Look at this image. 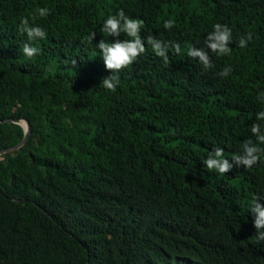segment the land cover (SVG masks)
<instances>
[{
	"label": "trees",
	"instance_id": "16d2710c",
	"mask_svg": "<svg viewBox=\"0 0 264 264\" xmlns=\"http://www.w3.org/2000/svg\"><path fill=\"white\" fill-rule=\"evenodd\" d=\"M118 9L181 53L165 63L146 45L111 91L95 43ZM22 16L47 33L31 60ZM216 22L233 29L232 52L204 70L187 47ZM261 90L264 0H0V151L32 127L0 156V264H264L246 211L264 193V158L224 175L202 162L214 145L230 158L255 140Z\"/></svg>",
	"mask_w": 264,
	"mask_h": 264
},
{
	"label": "clouds",
	"instance_id": "9594fccd",
	"mask_svg": "<svg viewBox=\"0 0 264 264\" xmlns=\"http://www.w3.org/2000/svg\"><path fill=\"white\" fill-rule=\"evenodd\" d=\"M50 14L48 7H38L33 16L47 17ZM31 17H21L18 24V30L27 35L28 42L23 43L21 52L29 60L36 57L40 49L34 46L37 39L43 40L47 33L41 26L30 23ZM176 24L172 18L163 20V28L171 30ZM145 23L139 17H133L126 14L123 9H118L114 14H109L100 28L102 38L95 43L99 50V55L103 60L106 69L112 70L105 76L100 84L106 90L115 91L120 84L119 70L127 67L146 52L148 45L153 54L163 58L168 62L169 50H174L176 54L181 53L179 43L170 44L154 35L141 36ZM124 34L126 38H121ZM112 37L111 40L107 39ZM96 38V32L93 31L88 36V42L91 43ZM252 39L251 34L241 36L238 41L240 48H246L248 42ZM233 41V29L227 23L216 22L212 25V30L204 36L201 46L189 45L187 47V56L198 59L202 69L207 70L213 67L211 54L217 57L231 55L232 49L230 43ZM232 72L231 65L224 66L219 72L220 77H228ZM257 99L264 104V90L258 92ZM250 132L255 138H246L240 145L238 154H233L230 158L226 157L225 149L214 145L202 160L203 166L210 171H215L224 175L233 169L243 166L250 170L264 158V108L255 113V120L251 125ZM246 211L251 214L252 224L255 229V242H264V193L253 195L250 202L246 205Z\"/></svg>",
	"mask_w": 264,
	"mask_h": 264
},
{
	"label": "water",
	"instance_id": "95a60500",
	"mask_svg": "<svg viewBox=\"0 0 264 264\" xmlns=\"http://www.w3.org/2000/svg\"><path fill=\"white\" fill-rule=\"evenodd\" d=\"M22 122H24L27 127L25 128L23 124H21V126L23 127L24 131H25V137L24 139L16 146L14 147H11L9 149H6V150H3V151H0V156L1 155H5V154H13L17 151H19L22 147L25 146V144L27 143V141L29 140L30 138V135H31V130H32V127L30 125V123L27 121V120H23ZM2 192L0 191V194ZM20 202V201H19ZM22 202V201H21Z\"/></svg>",
	"mask_w": 264,
	"mask_h": 264
},
{
	"label": "bare ground",
	"instance_id": "6f19581e",
	"mask_svg": "<svg viewBox=\"0 0 264 264\" xmlns=\"http://www.w3.org/2000/svg\"><path fill=\"white\" fill-rule=\"evenodd\" d=\"M23 125H24L25 128L27 127V125L24 122H23Z\"/></svg>",
	"mask_w": 264,
	"mask_h": 264
},
{
	"label": "rangeland",
	"instance_id": "374dc122",
	"mask_svg": "<svg viewBox=\"0 0 264 264\" xmlns=\"http://www.w3.org/2000/svg\"><path fill=\"white\" fill-rule=\"evenodd\" d=\"M21 124H23V122Z\"/></svg>",
	"mask_w": 264,
	"mask_h": 264
}]
</instances>
